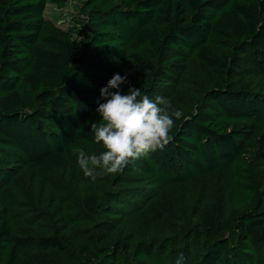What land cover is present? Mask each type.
Listing matches in <instances>:
<instances>
[{"label":"trees","instance_id":"1","mask_svg":"<svg viewBox=\"0 0 264 264\" xmlns=\"http://www.w3.org/2000/svg\"><path fill=\"white\" fill-rule=\"evenodd\" d=\"M49 3L0 0V264H264V0ZM116 73L182 116L93 182L72 149L104 151Z\"/></svg>","mask_w":264,"mask_h":264},{"label":"clouds","instance_id":"2","mask_svg":"<svg viewBox=\"0 0 264 264\" xmlns=\"http://www.w3.org/2000/svg\"><path fill=\"white\" fill-rule=\"evenodd\" d=\"M126 80L127 74H113L96 100L100 119L88 121L94 142H102L104 151L88 155L83 148L72 149L83 176L93 182L98 177L120 174L128 164L162 150L174 139L170 130L182 116L168 97L153 100L131 86L122 94L120 86Z\"/></svg>","mask_w":264,"mask_h":264},{"label":"rangeland","instance_id":"3","mask_svg":"<svg viewBox=\"0 0 264 264\" xmlns=\"http://www.w3.org/2000/svg\"><path fill=\"white\" fill-rule=\"evenodd\" d=\"M83 0H67L64 7L49 3L45 9V17L58 25L69 26L82 18L80 7Z\"/></svg>","mask_w":264,"mask_h":264}]
</instances>
